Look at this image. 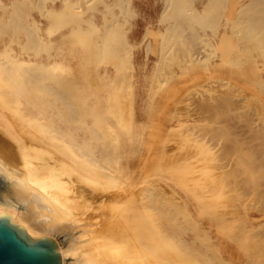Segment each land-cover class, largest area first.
<instances>
[{
	"label": "rangeland",
	"instance_id": "rangeland-1",
	"mask_svg": "<svg viewBox=\"0 0 264 264\" xmlns=\"http://www.w3.org/2000/svg\"><path fill=\"white\" fill-rule=\"evenodd\" d=\"M202 2L203 0H189L187 2V6L189 4L190 7L188 6V8H192L194 6L201 8ZM77 4L78 6H75ZM165 6L166 0H127L126 3L124 0H0V47L4 49V46L7 44V50L10 51V56L18 54V57H20L21 60H31L35 63L43 64L47 74L53 77L50 79L49 76H47V81H50L53 85L65 87L66 84L71 83V85H67L68 88L78 86L75 88L77 90L72 89V91L75 96H77L80 92V98L82 99H79V95L77 97L72 95V99L79 110H96L101 106L104 107L103 102H98L101 86L104 88L107 83L116 85L118 79H121L120 86H126L125 79L128 73L127 66H124V75L122 74L119 78L116 77L113 81L111 78L105 79L100 76V72L103 71L105 66L110 68L112 72L114 71L115 68L112 63L115 61L116 56H124L126 54V50L128 48L127 41L137 44L136 51L140 52L141 61L148 63L145 65L143 72L139 74L140 80L143 84L139 85V83H137L138 86L136 90L137 93L140 90L144 92V109L142 110L143 119L140 120L138 106L133 100L134 90H132V86L112 88L108 90V101L111 107L110 113L103 116L102 120L105 132L107 133V136L112 138V140H107L108 137L105 136L106 138L104 137L99 141L97 140L99 142L98 144L96 139L89 138L92 140L89 141L92 143L93 147L96 148V151L98 149H102V147L104 148L105 146H103V144L105 145L110 143V146H108L109 150L112 148V151L114 152V154L112 153V157L117 158L115 162L110 164L113 165V168H119V170L113 174L112 178L104 179V184L100 187H95L91 184H87V182H83L80 172L76 171L75 168H78L79 171L83 170L85 172H89L90 170L77 162L71 161L65 153L61 152L60 149H57V146L54 143L45 139V132L42 129H39L40 131L42 130V132L39 133V131H36V133L38 132L36 134L38 137L35 135L33 139L35 142L40 143L41 147V150L38 151V157H40L41 171L44 174L42 181L45 183L48 182L50 184L49 188L52 187L53 189L55 188L64 191L68 190L69 187V189L77 187L75 184H80L79 186L83 183L87 184L86 196L89 194L88 197H90V199L89 201H86L84 194V201L87 202V204H83L84 207H88L85 209L89 210L85 211L84 216L88 217L87 215H89L90 212L93 215L90 214L89 217L98 216V218H93V221L94 223L97 222L96 225L100 223V227L104 226L107 223V220H109L107 215L113 216V213L115 214L111 200L114 195L123 198L119 204V212L116 213L120 217H123L124 211L127 208L125 194L133 193L135 195H139L140 190L145 185H149L154 201H152V216L155 225L158 229L164 230L165 233L171 237L178 250H183V248L179 245H181L182 239H186L193 247H196L197 249H204L209 256L213 257V259L215 258L214 260L224 259L227 261V264H256L251 258V255L258 253L256 250L260 251L261 249L259 248L264 247V240L259 242L261 237L257 233V230L261 233L263 230L262 227L264 228V203L262 198L260 199L256 193H251L249 190L248 193L247 189L244 187H242V191L239 190V187V191L237 193L236 188L238 186H236L235 190H233V186H235V184L231 183V180L229 181V183H231L229 185L227 181L230 177H224V169L222 166L223 161H220V159L223 160L222 155H220L216 149V152H214V147L212 146L213 137L209 138L212 131L203 133L204 131H208L210 127V130L214 129L216 124L215 117L212 113L209 114V112H205V110L203 111L201 106L197 105V103L201 102L209 95L213 89L212 86L215 84L214 81L222 84L224 83L228 86L230 92L232 91V88H230L232 84H238L236 88L233 89L236 90L237 88H240L237 90L246 91H242V93L238 94L239 91H235L234 93L233 90V94L235 97H246L245 94L249 93L250 96L247 95V102L245 101V112L249 110L253 112L254 115L256 114L255 116L259 117L264 107V95L259 92L257 79L260 75L264 74V51L261 52L256 49H251V53L249 54L250 49H240L239 52H236L238 45L235 44L232 46L233 49L230 48L228 52L230 50H235L234 53L238 54L240 60L233 63L234 57L237 54L230 53L231 55L228 58V63L225 64L226 66L220 62L219 64H216V61L220 60L216 57L214 58L213 56L216 52L221 54V51L219 49L217 50L215 47L216 45L213 46L209 41L210 39H213L216 32L215 30L220 27L222 28L224 20V17L222 16L219 19V23L212 20L210 23L206 22L205 26H203L204 24H200L198 26L200 28H198V39L200 40V44L197 40L195 46L199 52L201 51L199 61L194 67H189L184 75H174L172 70L177 67L180 58L178 57L179 54L176 53V56H174V52L172 51V61L169 58L168 62L165 63L166 65L164 64L161 67H159L160 65H158L157 59V54L160 53L165 43L164 35H162L159 31L161 29L162 31H166L165 26H168L170 22H172V20H170L167 16L164 17ZM22 8L23 10H20ZM124 9L125 11L123 12ZM73 12H75V14H77V12L79 13L75 16ZM122 13H124V15ZM78 16L80 20L82 19V21L78 22ZM166 17L167 19H165ZM10 19H14L15 21L12 20L9 22ZM113 20L116 23H114ZM65 21H67V23ZM75 23H77L78 26ZM15 24L16 26H14ZM19 24L26 29L18 26ZM106 25H110L115 31L114 38H117L115 40L113 39L111 44L120 52L110 53L111 55L108 53V64L105 60L100 61L97 59V61L94 59L95 61L92 62V64L90 63L93 66L89 67V64L85 63L86 51H84V49L86 47H83V41H80L79 39L81 34L75 32H78L79 30H83V33L85 34L86 32H89L87 33L89 34L88 37L91 36L90 38H92V40L100 42L101 40L99 36L105 29ZM2 27L4 29H1ZM78 27H81V29H78ZM27 29L28 32H30L29 34L28 32L26 33ZM148 29L150 33L145 40H142L144 32ZM80 32L82 33V31ZM93 33H95V37L98 35V39L95 38L94 35L92 37ZM32 35L33 39L36 41L38 40L37 43L33 40V44H36H34V46H37L38 48L33 46L35 49H31V47L29 48L27 45L29 44V46H31ZM85 36L87 35H84L83 38ZM88 37L87 39H89ZM84 39H86V37ZM84 39L81 38V40ZM38 43L40 45H37ZM42 43L44 44V47ZM84 43L87 45V42ZM189 46H185L187 50L184 49V52L185 50L188 51ZM210 48L213 49L214 52L210 50ZM35 50L39 53L35 52ZM112 54L113 56L116 54L115 57H113ZM204 55L206 56L204 57ZM182 56V60L186 62V58L184 55ZM170 62L171 64H168ZM49 63H53V67ZM168 65L170 66L168 72H171V77H169L170 74L165 73L167 72L165 66ZM171 65L173 66L172 70ZM47 67L50 69L49 73L52 71L53 75L48 73L49 69ZM92 67L96 68L94 69L96 74L92 72L93 70L91 71ZM247 69L249 72H247ZM252 69L254 70L250 71ZM160 71H163L165 75ZM89 72L93 74H90ZM66 74H68V76ZM89 75H93V77H89ZM55 78L57 82H54ZM60 78L61 80H58ZM93 78H97L99 81H102L100 79H103L102 85L101 83L99 85V82L95 83L94 87L97 86V89L95 90L91 88L93 85L89 84V80H92L91 82L94 84L93 82L95 79ZM154 80H158L157 82L160 84H155ZM199 80L200 82H198ZM60 81L62 82V85L60 84ZM207 81H213V83L211 82L210 84V82L208 83ZM182 83L186 84L183 85ZM206 83H208L207 88ZM173 84H176L178 89H176V86ZM234 85L232 87H235ZM153 86L156 87L153 88ZM158 86L159 88H157ZM81 88L84 89L82 94ZM254 89H256V91ZM193 90L195 92L197 90V93ZM29 91L30 90H28V92ZM89 91L93 92V94H91L92 96H89ZM36 92H38L37 94H44L42 91ZM151 92L154 94L151 95ZM29 93L33 94L32 91ZM168 93H170V95H168ZM180 94H182V96ZM187 96H191L192 98H187ZM156 97L157 99L155 100ZM184 97H186V101L184 100ZM47 99L50 98L46 97V102L48 101ZM193 99H196L195 102ZM80 101L83 102V105L81 103L82 106L80 105ZM153 101L156 102L153 104ZM196 101L198 102L196 103ZM46 102L43 105L45 108L44 111L46 112L41 113L42 115H40V113H29L28 117L32 119L36 115L38 119H46L52 109L51 105ZM192 102L194 103L193 105ZM183 105L190 106L188 108ZM211 114L212 116H210ZM9 115L13 116L11 113ZM203 116L206 117L205 120ZM211 117H214V119H210ZM85 119H83L85 120V123H81L83 121L82 120L81 122L75 121V124H70L75 134L80 135L84 133V130L81 128L83 125L95 127L98 131L104 132L101 131L103 124L102 126L99 125V123L102 122L98 123L93 118ZM209 120L214 121L209 122ZM259 120L260 122L263 121L262 118ZM0 123H3L1 119ZM10 123L11 121H7L5 124L7 125ZM34 124L35 121L31 120L23 125L25 129L34 131V127H36ZM237 124V128L242 125H239V123ZM202 127L207 128V130L202 129ZM75 128H77V130H75ZM200 128L202 130H200ZM28 131L29 130H27V132ZM243 131L246 132V130ZM127 133L129 136L126 135ZM103 141L104 143H102ZM106 141L107 143H105ZM114 142L117 147L114 144L112 145ZM211 146L213 147L212 149ZM122 152L124 153V156ZM122 157H124V159ZM128 159L130 160V163L128 162ZM63 162H65V164H63ZM223 177L227 180H224ZM226 182L227 184H225ZM67 185H69L68 188ZM78 187L75 188L74 193L77 192ZM231 187L233 189H230ZM92 188L93 190H91ZM80 189L81 187H79L78 191ZM244 190H246V195ZM80 192L78 194H80ZM239 193L243 196V198H240ZM232 195L234 198L231 197ZM237 195L239 196V199L237 198ZM84 201L82 200V202ZM260 205L262 209L260 208ZM163 209L167 213L173 215L172 220L162 216L165 212ZM237 211L240 214H237ZM210 215L217 216L219 219L211 221ZM251 215L263 217L261 219L253 220L250 217ZM186 216L188 218H186ZM252 221H254V225L250 224ZM171 222H174V224L177 225L182 232L179 231L178 233L167 228L166 226H169ZM162 224H164V226ZM247 224L249 225L247 226ZM241 226L246 227L242 228ZM239 229L240 231L242 229L244 230L240 232ZM227 230H230L231 232ZM233 234L237 235V237ZM250 234H253L252 240ZM257 239L259 241H257ZM246 240H249L248 242L251 247L248 246ZM253 240L254 246L250 244ZM208 242L210 244H207ZM150 260L154 264H164L163 258L155 255L154 253L151 254Z\"/></svg>",
	"mask_w": 264,
	"mask_h": 264
},
{
	"label": "bare ground",
	"instance_id": "bare-ground-1",
	"mask_svg": "<svg viewBox=\"0 0 264 264\" xmlns=\"http://www.w3.org/2000/svg\"><path fill=\"white\" fill-rule=\"evenodd\" d=\"M124 1L126 3L127 0ZM188 1L189 0H166V6L164 8V17L167 16L170 20H172V22H170L168 26H165L166 31H162V29L159 31L162 35H164V39H165V43L160 53L157 54L158 65H160L159 67L167 63L169 58L171 59L172 51L174 52V56H176L175 54L177 53L179 54L178 57H180L178 64L176 63L177 67L175 69H173L172 68L173 66L171 65V70L173 69L172 71L174 75L177 76L184 75L186 71L189 69V67L191 66L194 67L199 61L200 52H201V51L199 52V50L195 46L197 40L198 42L200 41L198 39L199 38L198 26L200 24L201 25L204 24L203 26H205L206 22L210 23V21L212 20L219 23V19L222 16L224 17L222 28L221 27L218 29L216 28L217 30L214 29L216 31L215 35L213 39H210L209 41L213 46L216 45L215 47L217 50L219 49L221 51V54L216 52L213 56L214 58L216 57L218 60H220V61H216V64H219V62L223 63L224 65L228 63L229 61L228 58L231 55L230 53H234L235 51V50H230L231 52L230 51L228 52V50L232 48V46L235 44L238 45L236 52H239L240 49H245V50L250 49L249 54L251 53V49H256L261 52L264 51V0H203L201 8L198 6L188 8V6L190 7L189 4L187 6ZM116 5L119 6L118 4ZM75 6H78V4ZM20 10H23V8ZM124 11L125 9L123 10V12ZM73 13L75 16H77L79 12H77V14H75V12ZM122 14L124 15V13ZM167 17L165 19H167ZM12 20L10 19L9 22ZM80 21H82V19L80 20L79 18L78 22ZM65 22L67 23V21ZM214 23L213 25H215ZM16 24L14 26H16ZM18 26L24 28L20 24ZM1 29L4 28L2 27ZM78 29H81V27H78ZM74 31H78V30H74ZM80 31H82L83 33V30H79L78 32L75 33H79L82 36V37L79 36V39L80 41H83L82 43L83 47L84 48L86 47L84 49V51H86L85 63H88L89 67L93 66L91 64L92 62L95 61L94 59L96 60L98 59L100 61L105 60V62L107 63L108 53L110 54L113 52H120L117 48H115L111 44L112 40L113 39L115 40L117 37L114 38L115 31L112 29L110 25H106L105 29L100 34L99 36L101 40L100 42H98L97 40H92V38H90L91 36L88 37L89 34L87 33L89 32H86V34L83 33L82 35ZM27 32L28 29L26 33ZM29 33L30 32H28V34ZM149 33H150L149 29L146 32H144L142 40H145ZM94 34L95 33L92 34V37ZM84 35H87L85 36L86 39H84L85 37L83 38ZM87 37L89 39H87ZM31 38H32L31 39L32 44L31 46L27 44L28 47L29 48L31 47V49H33L34 47L38 48L37 46H34V44L37 43L38 40L36 41L35 39H33V35ZM81 38L84 39L85 41L81 40ZM95 38L98 39V35H96ZM33 40L36 41L34 44H33ZM84 42H87V45H85ZM127 43H128V48L124 56L118 55L115 57L116 54H114V56L112 54V56L115 57V61L112 63L115 68L114 71L112 72L110 68L105 66L103 68V71L100 72V76L104 77L105 79L111 78L113 81V79H115L116 77L119 78L123 74L124 66H127L128 73L125 79L126 86L124 85L121 86L122 87L132 86V90H134L133 100L135 104L138 106L139 116L141 120L143 119L142 110L144 109V103H143L144 92L140 90L137 93L136 90L138 86L137 83H139V85L143 84L140 80L139 74L143 72L145 65L148 63L145 61L144 62L141 61L140 58L141 54L139 51H136L137 44L131 43L129 41H127ZM37 45L40 44L38 43ZM187 45L188 46L190 45L188 51H186L187 49L185 48V46L187 47ZM184 49H186L185 52ZM210 50L213 51V49L211 48ZM38 51L35 50V52ZM182 55H184V57L186 58V62L182 60L183 59ZM205 56L206 55H204V57ZM239 60L240 58L237 54L234 57L233 63H236ZM49 64L52 66L53 63H49ZM168 64H171V62ZM169 67H170L169 65L165 66V69L167 70V72H165L166 74L171 73L168 72ZM44 68L45 66L43 64L35 63L34 61L31 60L30 61L21 60V58L18 57V54L14 56H10V51L7 50V44L4 46V49L0 47V119L3 122L0 123V215L9 216V218L15 224L22 225V227L26 230V232L29 235L54 237V239L57 241L59 245V250L62 255V264H154L150 260L152 253L163 258L164 264H227V261L224 259L214 260L215 258L213 259V257L209 256L204 249H197L196 247H193L190 244V242L186 239H182L181 245H179L183 248L182 251L176 248L175 243L172 241L171 237H169L164 230L158 229L157 226L155 225L152 216L153 196L149 185H145L140 190L139 195H135L133 193L125 194V201L127 202V208L124 211L123 217H120L118 214H116L117 212H119V207H120L119 204L123 199L118 197L117 195H114L111 199L112 207L113 210H115V214L113 213V216L107 215L109 220H107V223L104 226L100 227L99 226L100 223H99L97 224L98 225L97 227L96 225L97 222L94 223L93 218H98V216L89 217V215L92 214L90 211H89L90 214L87 215L88 217L84 216L85 211L89 210V209H85L88 208L87 206L84 207V204L85 203L87 204V202L84 201V197H86V201H89L90 199V197H88L89 194L86 196L87 184H91L95 187L97 186L100 187L104 184L103 182L104 179L112 178L113 174L119 170V168L117 169L116 167L113 168V165L110 164L112 162H115L117 159L112 157V153L114 154V152L112 151V148L111 150H109L108 146H110V143H107L106 141L105 143L107 144L105 145L103 144V146L105 147L104 148L102 147V149H98L96 151L95 150L96 148L93 147L92 143H90V141L92 140H90L89 138H94L96 139V141L97 140L99 141L100 139H103L106 136L110 138V139L107 138V140H112L111 137L107 136L102 120H103V116L110 113V109H111L110 103L108 101L109 99L108 90L112 88L121 87L120 86L121 79L120 80L118 79L116 85L112 83H107L105 84L104 88H102L101 86L100 88L101 91L99 90L100 93L98 97L99 99L98 102L100 103L103 102L104 107L101 106L96 110L94 109L79 110L72 99L73 98L72 95H74L72 89L77 90L75 88H77L78 86L77 87L74 86V88H70V87L68 88L67 85H71V83L66 84L65 87L53 85L52 83H50V81H47L48 78L47 76L49 75L47 74ZM94 69L96 68L95 67L91 68V71L93 70L92 71L93 73H95ZM254 69L250 71H253ZM49 71L50 69L48 70V73ZM247 72H249L248 69ZM263 72H264V67H263ZM161 73H163V71ZM165 73L163 74L165 75ZM49 74H52V71ZM66 75L68 76V74ZM171 75L172 74H170L169 77H171ZM90 76L93 77V75H89V77ZM51 77L52 76L50 75L49 78L51 79ZM93 79H95L93 82L94 84H92L91 82L92 80H89V84L93 85L91 86V88L95 90L97 89L96 88L97 86L94 87L95 83L99 82V85L100 83L102 85L103 79H100L102 81H99L97 78H93ZM58 80H61V78ZM200 80L198 82H200ZM55 81L57 82L56 78L54 82ZM157 81L158 80H156L154 83L160 84ZM207 82L209 83L210 81ZM211 82L213 83V81ZM257 82L259 85V92L262 95H264V74L258 77ZM61 83L62 82L60 81V84ZM208 83H206V88L208 87L207 86ZM214 83H215L214 85L212 84L213 89L210 87L212 91L209 93V95L207 94L208 96L204 98L201 102H199L200 104L197 103L198 101H196L197 105H200L203 111L205 110V112L207 111L209 112V114L212 113L215 117L216 124L214 129L210 130L211 129L210 127L208 131H204L203 133L212 131L211 132L212 134L210 135L209 138L213 137L212 146L214 148L211 146V149L213 148L214 152H216L215 151L216 149L217 152H219L220 155H222L223 160H221L220 158L218 159H220L221 162L223 161L222 166L224 169L223 170L224 177L226 176L227 178L230 177V179H228L227 182L229 183V181L231 180V183L235 184V186H233L234 189L232 187L230 189L235 190L236 186H238L236 188V191L238 193V191L241 190L242 187H244L245 189H247V192L249 190L251 193H256L260 197V199L262 198V201L264 203L263 200L264 199V122H263L264 107L262 109V112L260 110L261 115L259 117L255 116L256 114L254 115L253 112L249 110L245 112V106L247 102L246 98L247 95L250 96L248 92H247L248 94H245L246 97L243 96L235 97L233 92L235 93V91H239L237 89L240 88H237L236 90L233 88H236L238 84L237 85L232 84V86L234 85L235 87L231 86L230 88H232V91L233 90L234 91L230 92L228 86H226L224 83L222 84L215 81ZM173 85L176 86V84ZM155 87L153 86V88ZM157 88H159V86ZM81 89H82L81 91L82 94L84 92L83 90L85 89V87L84 89L83 88ZM176 89H178L177 86ZM28 90H30L29 92L32 91L33 94L32 93L30 94ZM254 90L256 91V89ZM36 91H42L44 94L43 95L37 94L38 92ZM242 91H246V90H240L238 94L242 93ZM195 93H197V90ZM88 94H90L89 96H92L91 94H93V92L89 91ZM153 94L154 93L151 92V95ZM78 95L77 96L79 97V99H82L80 98V92L78 93ZM168 95H170V93H168ZM180 95L182 96V94ZM191 96H187V98H190ZM46 97L50 98L51 100L47 99L48 101L46 102ZM157 97L155 98V100L157 99ZM185 98L186 97H184V100L186 101ZM45 102L49 103L52 107L46 119L44 120L38 119L36 115L32 119H30L28 117L29 113H33V114L40 113V115H42L41 113L46 112L44 111L45 108L43 106ZM155 102L156 101H153V104ZM81 103L83 105V102L80 101V105ZM193 104L194 103L192 102V105ZM183 106L189 108L190 105L187 106L183 105ZM10 113L13 116H10L9 115ZM212 114L210 116H212ZM203 117L205 120L206 117L205 116ZM214 117L213 118L211 117L210 119H214ZM85 118H91V119L93 118L98 123L102 122L99 123V125L102 126L103 124V128H102L103 130L101 129V131L104 132L98 131L95 127L83 125L81 126V128L84 130V133L80 135L75 134L70 124L74 123L75 121L81 122ZM260 118L263 119L262 122H260L259 120ZM31 120L35 121L34 126L36 127H34V131L30 129H25L23 125L27 122H30ZM85 120H83L81 123H85L84 122ZM7 121L9 122L11 121V123L6 125L5 123H7ZM210 121L213 122L214 120H209V122ZM237 123H239V125L240 124L242 125L238 126L237 128L238 125ZM39 129H42L45 132L44 135L45 139H47L49 142L54 143L57 146V149H60L61 152L65 153L70 158L71 161L77 162L87 167L90 170L89 172H85L83 170L79 171L78 168H75L76 171L80 172L83 178V182H87V184L84 183L82 184L81 182L82 184L81 186H79L80 184L79 185L75 184L77 185V187L78 186L81 187L80 189L81 192L80 190L78 191L79 189L78 187L77 192L74 193V190L77 187L74 188L72 187L73 189H69L70 188V187L68 188L69 185H67L68 190L66 191L58 190L55 188L53 189L52 187L49 188L50 184L48 182L45 183L42 181L44 174L41 171L40 157H38L39 154L38 151L41 150V147H40V143L35 142V140L33 139L34 136L38 133V132L36 133V131H39V133L42 132V130L40 131ZM202 129L207 130V128L204 127H202ZM202 129L200 128V130ZM27 130L31 132L29 131L27 132ZM75 130H77V128H75ZM243 130H246V132ZM126 135L129 136L128 133ZM36 136L38 137V135ZM102 143H104V141ZM113 144L115 145V142L112 143V145ZM122 158L124 159V157ZM128 162L130 163V160ZM63 164H65V162H63ZM224 180L227 179L224 178ZM227 182L225 184H227ZM231 183H229V185ZM93 188L91 190H93ZM245 191L246 190H244V192ZM79 192L80 194H78ZM84 194L85 196L83 197ZM246 194L247 193L245 192V195ZM82 197H83L82 200L84 202H82L81 200ZM231 197L234 198L233 195ZM237 198L239 199V196ZM240 198H243L241 194H240ZM256 204H257V200H256ZM238 211L237 214L241 212ZM162 216L170 220L173 219V215L167 213L166 211L162 214ZM250 217L253 220H257V219H261L263 216L261 217V216L251 215ZM186 218L188 217L186 216ZM217 219H219V217L210 215L211 221H215ZM250 224L254 225V221H252ZM162 225L164 226V224ZM248 225L249 224H247V226ZM166 227L178 233L179 231H181L180 228L174 224V222H171V224ZM241 227L244 228L246 226H241ZM262 229L263 230L261 231V233H259L257 230V233L261 237L260 241L257 239V241L259 242L264 240V228L262 227ZM243 230L244 229H242L241 231ZM253 234L256 235L255 233ZM253 234L252 235L250 234L251 240L253 239L252 237ZM235 237H237V235H235ZM254 240L250 244L253 245ZM248 241L249 240H246L248 246H250ZM207 244L210 243L208 242ZM259 249L261 250L260 251L256 250L258 251V253L252 254L251 258L256 264H264V247Z\"/></svg>",
	"mask_w": 264,
	"mask_h": 264
},
{
	"label": "water",
	"instance_id": "water-1",
	"mask_svg": "<svg viewBox=\"0 0 264 264\" xmlns=\"http://www.w3.org/2000/svg\"><path fill=\"white\" fill-rule=\"evenodd\" d=\"M0 264H62V255L54 237L29 235L0 215Z\"/></svg>",
	"mask_w": 264,
	"mask_h": 264
}]
</instances>
